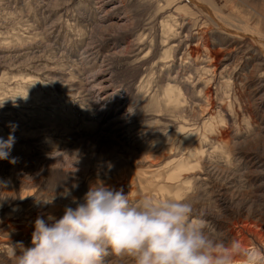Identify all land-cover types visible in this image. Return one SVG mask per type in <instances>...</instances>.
I'll return each mask as SVG.
<instances>
[{
    "label": "rangeland",
    "instance_id": "1",
    "mask_svg": "<svg viewBox=\"0 0 264 264\" xmlns=\"http://www.w3.org/2000/svg\"><path fill=\"white\" fill-rule=\"evenodd\" d=\"M98 1L0 0V137L17 126L16 162L0 161V254L30 247L38 216L59 218L100 182L133 200L186 199L241 254L264 250V68L252 60L264 49V0L182 11L190 60L187 45L173 57L164 46L163 23L186 1ZM226 48L233 74L211 83L200 68Z\"/></svg>",
    "mask_w": 264,
    "mask_h": 264
},
{
    "label": "clouds",
    "instance_id": "2",
    "mask_svg": "<svg viewBox=\"0 0 264 264\" xmlns=\"http://www.w3.org/2000/svg\"><path fill=\"white\" fill-rule=\"evenodd\" d=\"M9 127L7 139L0 137V161L14 164L16 158L9 157L17 126L10 123ZM72 204L63 208L59 218L38 216L31 246L9 245L0 260L10 258L9 264H112L113 260L117 264H233L239 257L240 264H264V250L253 248L241 254L239 242H225L209 231L203 219L194 217L186 199L133 200L122 188L100 182L91 185L82 200L73 197Z\"/></svg>",
    "mask_w": 264,
    "mask_h": 264
},
{
    "label": "bare ground",
    "instance_id": "3",
    "mask_svg": "<svg viewBox=\"0 0 264 264\" xmlns=\"http://www.w3.org/2000/svg\"><path fill=\"white\" fill-rule=\"evenodd\" d=\"M102 0L98 1L99 3L101 2ZM187 2V4H185L183 7L181 8H177L175 10V12L173 13L174 15L176 16H171L170 19H168L167 21H165L163 23V29L165 31V43H164V46H166V49H165V53L166 55L169 56V54L171 55V57H173L174 54L177 55V51L179 49H181L184 45H187V49L186 51L183 53V55L186 57V59H191L192 57V54L194 53H198V50H197V47L196 48H191V44H190V35L188 32L185 33V35H183V33L185 32V27H186V24L184 23L183 19L184 18H180L178 15H181L180 13L182 11H186L185 9L189 8L190 5H192L193 8L197 9V8H200V9H203L205 10L207 13H209V11L206 9L207 7L205 6L206 4L204 3L205 0H183V2ZM206 7V8H205ZM196 14H191L190 16L191 17H194ZM221 15V13H220ZM184 17V16H183ZM196 24L197 25H200V28L197 30L198 32H201V35L204 36L205 34L208 33V31H204L203 29H205L206 27H208V23L205 19L203 18H198L197 17V21H196ZM213 25V24H212ZM209 30V28H208ZM248 34V33H246ZM199 39H200V35L199 34H196ZM249 36V35H248ZM247 36V37H248ZM254 36V35H253ZM256 37V36H255ZM172 39H176L175 42H171V43H167L169 42L170 40ZM250 39V38H249ZM256 40V38H254ZM254 39L252 38V40L254 41ZM252 41V42H253ZM259 41V40H257ZM261 41V40H260ZM257 43V42H256ZM254 45V43H252ZM264 44V43H263ZM252 45V53L255 52V47ZM261 44H259V47H260ZM237 47V46H236ZM235 47V50H237V48ZM185 48V46H184ZM231 49L229 48H226L224 50H216L215 52H213V57L210 58V62L209 64H206L207 66L205 67H201L200 69L203 70L206 74H208V76H211V83L215 80V75L216 74H219V77L221 78L222 76H230L233 74V69H234V66L235 64H231V63H228L231 61L232 59V54L230 52ZM149 54V52H147V55ZM146 55V54H145ZM165 57V56H164ZM259 57L260 58H255V55L252 56V60H254L255 62H257L256 64L259 65V68H258V72L260 73L263 68H264V49L261 51V54H259ZM170 58V57H168ZM164 59V58H163ZM185 59V58H184ZM166 60V58H165ZM168 60V59H167ZM205 64V63H204ZM233 66V68H232ZM258 67V66H257ZM202 71V72H203ZM201 72V71H200ZM204 73V74H205ZM236 76L239 74V72H235L234 73ZM204 76V75H202ZM200 77V75H199ZM198 75L197 74H194L193 75V78L191 77V79H193L194 81L199 79ZM202 79V78H201ZM208 79V78H207ZM260 79L261 80H264V74H262L260 76ZM177 80V78H176ZM228 81V80H227ZM200 82L196 83V85H199ZM259 86V85H258ZM115 91V90H114ZM120 94V93H119ZM107 96V95H106ZM115 96V92L112 91V93L108 94V97H114ZM122 99V98H121ZM171 100V98H169ZM262 99V98H260ZM122 101H124L122 99ZM119 102V101H118ZM109 104V103H108ZM124 104V103H123ZM116 105V104H115ZM112 106V105H111ZM123 106V105H122ZM126 110V109H125ZM103 112V111H102ZM124 117L127 116V112L124 111ZM123 114V113H122ZM121 117V116H120ZM126 122V121H125ZM129 122V121H128ZM108 124V123H107ZM112 124V123H111ZM114 124V123H113ZM116 124V123H115ZM130 125V124H129ZM124 127H126V125H124ZM130 127V126H129ZM128 128V126H127ZM112 129V128H111ZM117 129V127H116ZM119 130V129H118ZM128 130V129H126ZM120 132V131H119ZM126 132V131H125ZM124 132V133H125ZM114 133V132H112ZM109 134V132L107 133ZM123 134V133H121ZM116 136V135H115ZM127 136V135H126ZM119 138V137H118ZM123 139H127L128 137H122ZM100 139V138H99ZM131 140V139H130ZM98 141V140H97ZM122 144V143H121ZM133 144V143H132ZM98 145V144H97ZM19 163V162H17ZM21 164V163H20ZM12 165V164H11ZM22 166V165H21ZM20 166V167H21ZM16 167V165H15ZM91 173L90 171H88V174ZM95 173V172H94ZM244 228V227H243ZM246 228V227H245ZM245 230V229H244ZM246 231V230H245ZM264 234V232H262ZM257 233L255 234V237H257ZM262 236H260V238H257V240L261 239ZM254 241V240H253ZM258 242V241H257ZM260 243V242H259ZM264 242H261L260 244H263ZM2 251V250H0ZM234 264H240V260L236 259L234 261Z\"/></svg>",
    "mask_w": 264,
    "mask_h": 264
}]
</instances>
